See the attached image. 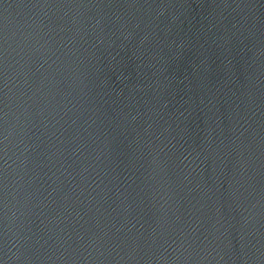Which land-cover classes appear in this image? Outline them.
Segmentation results:
<instances>
[{
    "label": "water",
    "instance_id": "obj_1",
    "mask_svg": "<svg viewBox=\"0 0 264 264\" xmlns=\"http://www.w3.org/2000/svg\"><path fill=\"white\" fill-rule=\"evenodd\" d=\"M0 264H264V0H0Z\"/></svg>",
    "mask_w": 264,
    "mask_h": 264
}]
</instances>
